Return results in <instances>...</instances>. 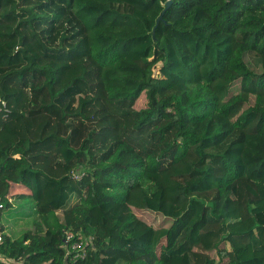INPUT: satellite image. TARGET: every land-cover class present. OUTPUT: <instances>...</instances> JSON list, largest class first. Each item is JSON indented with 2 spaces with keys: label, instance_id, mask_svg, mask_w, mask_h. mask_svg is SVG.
Instances as JSON below:
<instances>
[{
  "label": "trees",
  "instance_id": "16d2710c",
  "mask_svg": "<svg viewBox=\"0 0 264 264\" xmlns=\"http://www.w3.org/2000/svg\"><path fill=\"white\" fill-rule=\"evenodd\" d=\"M0 98V255L264 264V0H0Z\"/></svg>",
  "mask_w": 264,
  "mask_h": 264
},
{
  "label": "rangeland",
  "instance_id": "374dc122",
  "mask_svg": "<svg viewBox=\"0 0 264 264\" xmlns=\"http://www.w3.org/2000/svg\"><path fill=\"white\" fill-rule=\"evenodd\" d=\"M154 73L159 75V76H162L160 65H157L155 67ZM213 89L220 96H222L225 92V86L221 82L214 83ZM137 215L139 217H142L143 219H145L148 223H152L155 226H158L154 223L152 216L142 214V213H137ZM201 215H202V209L197 210L192 222L200 219ZM35 218H36L35 216H32L31 218H24V219L18 218V217L7 218V216H6V217L2 218V220L0 222V228H2L3 234L8 235L12 238H16V237H18V235L21 232L31 229V226L33 224V219H35ZM156 223H159V221L156 220ZM169 223H170V221H169ZM181 253H182V251L180 250L178 252V254H181Z\"/></svg>",
  "mask_w": 264,
  "mask_h": 264
},
{
  "label": "built area",
  "instance_id": "2783aa9c",
  "mask_svg": "<svg viewBox=\"0 0 264 264\" xmlns=\"http://www.w3.org/2000/svg\"><path fill=\"white\" fill-rule=\"evenodd\" d=\"M7 113L6 103L0 98V112ZM77 176H75L76 178ZM3 230L0 228V243L2 242ZM77 237V239H75ZM91 243L90 239L65 233L62 239V246L65 250L64 259L69 262L82 261L86 256L87 246ZM0 264H24L23 259H10L0 255Z\"/></svg>",
  "mask_w": 264,
  "mask_h": 264
},
{
  "label": "water",
  "instance_id": "95a60500",
  "mask_svg": "<svg viewBox=\"0 0 264 264\" xmlns=\"http://www.w3.org/2000/svg\"><path fill=\"white\" fill-rule=\"evenodd\" d=\"M171 2H168L167 5H166V8L170 5ZM164 12L161 13V15L159 16L158 20H157V23L162 20V15H163Z\"/></svg>",
  "mask_w": 264,
  "mask_h": 264
},
{
  "label": "crops",
  "instance_id": "0c3cea01",
  "mask_svg": "<svg viewBox=\"0 0 264 264\" xmlns=\"http://www.w3.org/2000/svg\"><path fill=\"white\" fill-rule=\"evenodd\" d=\"M1 222V221H0ZM2 229V228H1Z\"/></svg>",
  "mask_w": 264,
  "mask_h": 264
}]
</instances>
